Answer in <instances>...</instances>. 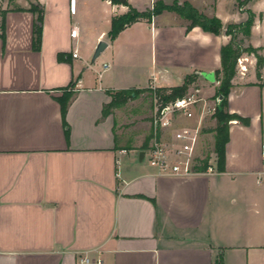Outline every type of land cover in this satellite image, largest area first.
Wrapping results in <instances>:
<instances>
[{
    "label": "crops",
    "instance_id": "crops-1",
    "mask_svg": "<svg viewBox=\"0 0 264 264\" xmlns=\"http://www.w3.org/2000/svg\"><path fill=\"white\" fill-rule=\"evenodd\" d=\"M157 1L173 2L124 3L143 12ZM177 1L218 18L222 32L187 31L188 21L164 11L110 41L124 3L0 0V264H264V66L258 80L255 58L246 76L231 81L226 111L245 123L230 121L219 168L214 162L212 174L180 177L147 162L155 140L151 87L169 90L195 75L187 93L213 98L219 83L201 74L220 70L226 27L252 11L244 47L264 57V12L251 9L254 0L242 9L235 0L225 21L217 0ZM32 5L43 10L38 50ZM100 41L108 46L91 64ZM128 90L136 95L109 108L113 94ZM215 126L205 119L213 157Z\"/></svg>",
    "mask_w": 264,
    "mask_h": 264
},
{
    "label": "trees",
    "instance_id": "trees-1",
    "mask_svg": "<svg viewBox=\"0 0 264 264\" xmlns=\"http://www.w3.org/2000/svg\"><path fill=\"white\" fill-rule=\"evenodd\" d=\"M112 4H120V0H110ZM251 0L237 1L239 9L248 4ZM127 7V12L120 16H115L111 19L110 30L108 32V38L113 41L122 31L131 25L145 21L150 23L152 18L160 15L162 12H172L178 15L181 19L189 22L187 31L193 27H200L204 32L219 35L222 32V23L216 17H206L195 9L190 3H179L177 0H173L171 5H165L161 1L155 2L150 9L139 12L127 3L123 4ZM29 11L37 14V26L34 33V45L38 50L41 42V23L43 10L39 5H32ZM246 13V20L239 24H230L225 29L226 36L229 37V42L220 49V61L221 68L214 72L216 82L219 83L215 99L222 97L219 106L216 107L213 118L216 121V126L212 130L214 133V154L216 156V165L219 168L224 162L225 146L229 138V123L232 120H244L239 119L234 115H230L226 111L227 98L231 88V81L236 74L237 60L244 54L253 55L256 59L255 75L258 80L261 78V70L264 66V57L258 54V49L252 47H242L244 39L250 36L251 28L256 18L255 14L250 10H244ZM4 12L0 10V38H4V24H3ZM261 19V15H259ZM241 37V38H240ZM195 81V75H191L185 78L183 84L180 87L171 88L169 90L157 89L156 95L163 102H169L176 98L183 97L188 90V87ZM132 95H136V91L128 90L121 91L112 95V104L114 105L125 103L128 99L132 98ZM69 94L64 92L63 97L59 100L61 113L64 116L66 111V105L68 102ZM107 112V111H106ZM207 161H203L202 165L196 167V172L202 173L206 170ZM219 264V263H218Z\"/></svg>",
    "mask_w": 264,
    "mask_h": 264
},
{
    "label": "built area",
    "instance_id": "built-area-1",
    "mask_svg": "<svg viewBox=\"0 0 264 264\" xmlns=\"http://www.w3.org/2000/svg\"><path fill=\"white\" fill-rule=\"evenodd\" d=\"M70 37L74 40L78 38L77 28L72 29ZM72 57H78L77 49L72 52ZM243 58L237 60L240 73L246 71L242 64ZM107 66H105L106 68ZM155 94L153 98V117L152 125L155 130V140L148 150L147 162L150 167L155 168L160 174L172 176L187 177L196 172V167L207 161L206 170L202 173L212 174L213 163L216 162V156L212 153L205 158L199 159L198 150L201 136L203 135V125L206 118L213 117L216 103H208L206 99L201 98L196 92H188L181 98H176L169 102L161 101L154 87H151ZM196 120L194 126L177 128L180 125V119ZM174 129L168 136L169 138H157L158 133ZM214 153V151H213ZM261 155L264 159V144L261 146ZM215 158V160L213 159ZM88 264V259L83 260ZM100 264V261H95Z\"/></svg>",
    "mask_w": 264,
    "mask_h": 264
},
{
    "label": "rangeland",
    "instance_id": "rangeland-1",
    "mask_svg": "<svg viewBox=\"0 0 264 264\" xmlns=\"http://www.w3.org/2000/svg\"><path fill=\"white\" fill-rule=\"evenodd\" d=\"M140 2H143L145 0H139ZM203 5L202 6H207L209 3H211L213 0H201ZM235 0H217V10L219 11V8H220V11L222 16H224L225 14L228 15V17L226 19H224L225 21H232V18L233 17H230L231 15V8L233 7L232 3L234 2ZM244 1V0H243ZM119 5V4H117ZM247 5V4H246ZM246 5L244 7H241L242 8H245ZM239 8V7H238ZM251 9L253 11H263L264 12V0H254L253 3H252V6H251ZM206 13L208 12H211V11H205ZM209 14V13H208ZM120 16V15H119ZM225 18V17H224ZM241 38V37H240ZM244 42L242 43V47H244ZM259 54V53H258ZM260 55V54H259ZM244 60L242 61V64L243 66H245L246 68V71L243 73V75L240 73V69H239V66L237 67L236 65V74L235 76L236 77H244L247 75L248 71H249V65H250V60H248V58L250 57L251 59L252 58H255L253 55H248V54H244L241 56ZM240 57V58H241ZM256 61V59H255ZM256 63V62H255ZM155 94L154 93H150L148 95V97H151V100L154 98ZM201 96V95H200ZM201 98L203 99H206L207 102L210 104L212 103L213 101H215V96L213 98H204L201 96ZM185 120V118H181L179 121L180 123H183ZM187 121H190V120H187ZM207 123H209V120H207ZM188 125H179L177 128H181V127H186ZM174 129H170V132H172ZM205 131V130H204ZM204 135V133H203ZM201 136V140H200V145H199V150H198V157H200L199 159H202V158H205L206 156H209L210 153H211V137L210 136Z\"/></svg>",
    "mask_w": 264,
    "mask_h": 264
},
{
    "label": "water",
    "instance_id": "water-1",
    "mask_svg": "<svg viewBox=\"0 0 264 264\" xmlns=\"http://www.w3.org/2000/svg\"><path fill=\"white\" fill-rule=\"evenodd\" d=\"M120 2L123 4L124 3V0H120ZM108 44L104 41H100L95 50H94V53L92 55V58H91V64L94 63V61L100 56V54L107 48ZM201 76L206 79V80H209L211 82H214V73L213 74H201ZM222 100V97H218L216 100H215V103H216V107L219 106L220 104V101ZM143 157V152H141L139 154V159L141 160Z\"/></svg>",
    "mask_w": 264,
    "mask_h": 264
}]
</instances>
